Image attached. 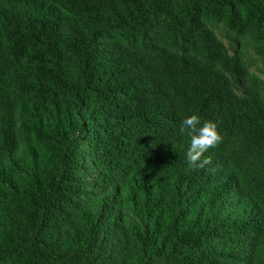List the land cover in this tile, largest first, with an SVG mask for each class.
Returning <instances> with one entry per match:
<instances>
[{
    "label": "trees",
    "instance_id": "obj_1",
    "mask_svg": "<svg viewBox=\"0 0 264 264\" xmlns=\"http://www.w3.org/2000/svg\"><path fill=\"white\" fill-rule=\"evenodd\" d=\"M0 264H264V0H0Z\"/></svg>",
    "mask_w": 264,
    "mask_h": 264
},
{
    "label": "clouds",
    "instance_id": "obj_2",
    "mask_svg": "<svg viewBox=\"0 0 264 264\" xmlns=\"http://www.w3.org/2000/svg\"><path fill=\"white\" fill-rule=\"evenodd\" d=\"M220 122L208 120L201 124V117L192 114L185 117L180 124V133L187 134L190 138V146L187 152V161L192 168H204L210 163V159L204 158V153L222 143L224 137L219 127Z\"/></svg>",
    "mask_w": 264,
    "mask_h": 264
}]
</instances>
